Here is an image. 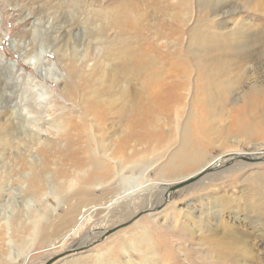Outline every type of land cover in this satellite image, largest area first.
Wrapping results in <instances>:
<instances>
[{
    "label": "rangeland",
    "instance_id": "obj_1",
    "mask_svg": "<svg viewBox=\"0 0 264 264\" xmlns=\"http://www.w3.org/2000/svg\"><path fill=\"white\" fill-rule=\"evenodd\" d=\"M68 89L111 113L103 140H125L122 170L102 176L113 150L63 137L61 120L87 118ZM194 139L204 159L181 160ZM235 153L264 154V0H0V264L85 243L53 264H264V160L219 162L157 196Z\"/></svg>",
    "mask_w": 264,
    "mask_h": 264
},
{
    "label": "bare ground",
    "instance_id": "obj_2",
    "mask_svg": "<svg viewBox=\"0 0 264 264\" xmlns=\"http://www.w3.org/2000/svg\"><path fill=\"white\" fill-rule=\"evenodd\" d=\"M105 17H103V19H106L108 21L114 20L115 18H112V15L110 13H105ZM97 46V45H96ZM94 48V47H93ZM102 50H105V48H103ZM106 50H111L106 48ZM72 57V56H71ZM71 57H69L68 59V63L67 64V70H68V74L69 76L72 78H75L78 74V72L82 69L80 66H78L76 64V60L75 59H71ZM109 53L108 52H103V54L100 57H97L94 60L93 65L91 66V71H95L97 69H100L106 61H109ZM91 60V59H89ZM29 63V62H28ZM112 68H109V71H111ZM203 71V70H202ZM204 72V71H203ZM206 74V73H205ZM126 78L123 82L118 83V87L116 89V93H114L113 96H115L117 93L119 94L118 99V111L117 112H121V110H123L122 108L125 107L126 105V99L123 97V94H125L127 92V85H126ZM125 83V84H124ZM71 87V86H70ZM66 89V88H65ZM68 94L70 95L71 98H76L78 97L79 99V104H81L83 106L82 111L84 112L85 117H81L80 119H76V121L74 119H64L61 120L62 124L65 123V130L67 128L70 129V131H74V136H70L72 134L70 133H65L62 134L64 138H66L69 142H73L74 138L79 136L80 140H82L84 137H88L89 139H97V144L95 146L96 149L98 150H105L106 153H108V150H113L112 154L110 153L108 157V159H111L114 163V167L113 168H109L107 170H104L101 174L102 176H109V173H116L118 170H122L124 167H126V165H128L129 163L125 160L123 162V152L122 150H127L126 147V142L125 140L122 141V139H120L119 141H114L113 143H111L110 145L106 143V141L103 140V135L107 134V130L106 127H104L105 125L103 124L104 122H106L108 119V114H111L109 111H105V110H99L97 111L95 106L87 99V96H84L83 94H75L73 93V91H71V89L67 90ZM110 101H112V99L110 98ZM202 128V125H200L199 129ZM13 130V129H10ZM76 140V139H75ZM57 141V139H56ZM92 141V140H91ZM199 141H201L200 139H194V140H190V142H188L187 144H184L183 146V150L181 152V160H184L185 158L190 162H196L199 163L201 162V160L204 159V156L199 152V150H193L194 152L196 151V154H193V158H191V154L189 152V150L195 149L196 145L199 143ZM60 142V141H59ZM62 142V141H61ZM75 142V141H74ZM89 142V141H88ZM95 144V143H94ZM56 145V144H55ZM64 145V144H63ZM93 147V146H92ZM185 147V148H184ZM107 150V151H106ZM238 154V153H235ZM242 154L245 158H250V157H257V156H261L263 157L264 154H245V153H240ZM104 155V154H103ZM118 155V156H117ZM228 155V154H227ZM112 156V157H111ZM115 156L119 157V159L114 158ZM226 156V155H223ZM223 156H218L213 158L210 162L206 163L202 168H200L197 172H199L200 170H202L205 167H214L216 165L219 164V158L223 157ZM73 158V157H72ZM229 158V157H227ZM74 159V158H73ZM186 160V161H187ZM228 161V160H227ZM131 162V161H130ZM245 162V161H244ZM249 162V161H246ZM260 162V161H259ZM133 163V162H132ZM106 164V163H105ZM95 166V165H94ZM98 168V167H97ZM105 169V168H104ZM174 170L176 169L175 166L173 168ZM196 172V173H197ZM119 174V173H118ZM195 174V173H194ZM114 175V174H112ZM111 175V176H112ZM107 178V177H106ZM111 178V177H110ZM38 180L37 176H35L32 180V182H36ZM73 180V179H72ZM93 181V180H92ZM97 181V180H95ZM101 181V180H100ZM106 181V180H105ZM103 183V182H102ZM108 183V182H107ZM89 184V183H88ZM104 184V183H103ZM168 184H164L162 186V190L159 191V194L157 196H159V198L163 199V195L164 194H168V196H170L172 194V192L170 190H168ZM96 187V186H95ZM86 190V189H84ZM177 191V190H175ZM158 192V191H157ZM85 193V191H84ZM87 193V191H86ZM161 194V195H160ZM165 198V197H164ZM170 198V197H169ZM166 199V198H165ZM152 201V200H150ZM149 203V202H148ZM153 204L146 206L148 209H151ZM71 206V205H70ZM69 207V209L64 213V217L62 218L63 220H65V225L67 227H72L74 228L78 222V220L76 219V214H77V206H72ZM80 206V205H79ZM80 214V211L78 212ZM162 214V213H161ZM80 221V220H79ZM106 230H101L100 233H104ZM98 233V232H97ZM143 235H147V232L144 231ZM86 242H88V239L85 240ZM84 243V242H83ZM82 244V243H81ZM86 244V243H85ZM123 248V247H122ZM77 254V253H76ZM73 255V254H70ZM100 255V254H99ZM101 256V255H100ZM97 257V256H96ZM107 258V257H106ZM114 263V262H113ZM98 264H112V261H106V260H101L98 262Z\"/></svg>",
    "mask_w": 264,
    "mask_h": 264
},
{
    "label": "water",
    "instance_id": "obj_3",
    "mask_svg": "<svg viewBox=\"0 0 264 264\" xmlns=\"http://www.w3.org/2000/svg\"><path fill=\"white\" fill-rule=\"evenodd\" d=\"M227 157H229V158H227ZM237 158H242V159H245L246 161H249V162H257V161L264 160V156L263 157L257 156V157H250V158L246 157L245 158L242 154L238 153V154H228L226 156L220 157L219 158V162H226L227 160L231 161V160L237 159ZM212 168L211 167H205L202 170H200L199 172H197V173H195V174H193V175H191V176H189L187 178H184V179H182L180 181H177V182H174V183H170L168 185V190L173 192L176 189L182 188V187L192 183L193 181L197 180L198 178H200L201 176L206 174L208 171H210ZM167 195L168 194H164V197L167 198ZM144 212H149V209L145 208V209L137 212L136 214L132 215L131 218L127 222H125L124 224H120V225H117V226H115L113 228H110V229L106 230L102 234L101 237H104V236L108 235L109 233L115 231L119 227L128 225L135 218L139 217ZM87 247H88V245L85 244L83 246H73V247L67 248V249L63 250L62 252L57 253V254L53 255L52 257L48 258L43 264H53L56 260H58L60 258H63L65 256H68L70 254H76V253L80 252L81 250L86 249Z\"/></svg>",
    "mask_w": 264,
    "mask_h": 264
}]
</instances>
